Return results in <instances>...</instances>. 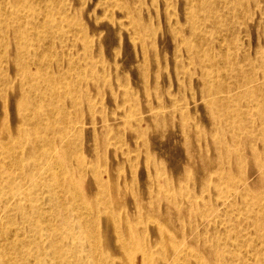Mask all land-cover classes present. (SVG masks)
<instances>
[{"label": "rangeland", "instance_id": "374dc122", "mask_svg": "<svg viewBox=\"0 0 264 264\" xmlns=\"http://www.w3.org/2000/svg\"><path fill=\"white\" fill-rule=\"evenodd\" d=\"M12 3L0 0V7H4L3 18L7 19L6 39L10 50L15 52L16 45L20 47L25 43L34 47L33 58L24 59L28 73L35 75L30 82L40 95L31 116L46 114L48 118H56L53 132L62 127L68 133L65 140L59 143L55 140L56 150L72 154V158L67 159L69 167L81 175L83 188L92 195L98 191L96 179L103 185L124 186L131 182L146 189L152 177L147 167L161 165L163 155L172 174L181 173L169 163L175 162V153L169 151L174 149L161 140H172L174 134H179L177 121L186 108L181 107L177 91L183 87L188 93H198L202 86L196 77L198 71H208L206 85L210 87L221 82L232 87L236 79L245 77L250 71L259 76L257 82H264V77H260L264 72V48H258L264 47V0H13ZM193 17L191 22L195 23L189 30V18ZM14 30L20 34L19 39ZM197 36H202L200 47L196 45ZM197 49L208 58L199 57L202 60L196 61ZM219 57L227 61L215 65ZM4 66L3 73L8 75L13 86L15 71L8 68L7 61ZM139 70L147 80L145 84L139 77ZM143 86L147 88L146 94ZM258 99V107L264 109V89ZM169 100L175 106L155 108L148 114H133L146 102L155 106ZM238 101L244 105L234 101L227 103L228 125L231 126L227 134L234 136L236 146L249 137L254 147L262 149L264 122L259 120L261 114L252 111L253 104L243 94ZM3 103L0 118L7 127L11 122H6L4 115L11 114L12 107L9 99ZM195 103L189 107L199 108L205 128L213 132L209 107L202 108L201 100ZM60 114H63V122L58 121ZM154 114L161 115L164 121L159 134L158 130L144 131V121L149 122ZM239 122L242 123L240 127ZM73 123L76 128L72 127ZM192 143L202 147L201 142ZM235 143L228 148L234 149ZM212 147L209 154L215 149L214 145ZM226 159L219 158L218 166L199 173L197 180H191L187 188L195 187L196 183L212 182L224 166L220 163H225ZM81 163L83 170L77 167ZM251 164L257 167L252 177L240 187L233 186L228 198L196 227L193 235L203 232L209 239V233L242 221L244 212L238 215L243 208L240 195L257 182L255 191L264 190V157L257 163L251 160ZM40 171L48 180L46 169ZM59 174L64 176L66 172ZM116 178V182H108ZM172 192L164 194L171 198ZM44 209L46 216L42 223L56 224L57 218H48L52 211L50 205H45ZM27 213L33 215L30 209ZM218 214H222L221 217H217ZM210 224L214 225L212 230L207 229ZM252 229L253 226L247 224V230ZM258 236L264 241V228ZM252 237L247 235L245 247L250 259L252 248L262 250L264 244Z\"/></svg>", "mask_w": 264, "mask_h": 264}, {"label": "bare ground", "instance_id": "6f19581e", "mask_svg": "<svg viewBox=\"0 0 264 264\" xmlns=\"http://www.w3.org/2000/svg\"><path fill=\"white\" fill-rule=\"evenodd\" d=\"M6 1L13 4V0ZM3 8L2 5L0 106L9 99L12 113L4 115L6 122H11L10 126L5 127L0 118V264H264V244L262 250L252 246V259L247 257L245 250L247 235L255 237L257 243H264L258 239L264 228V190L255 191L258 182L249 185L240 195L243 208L238 215L244 212L241 222L209 233V239L203 232L193 235L196 227L228 198L230 189L244 185L256 172L257 167L251 160L257 163L264 157V147H254L249 137L236 146L234 136L227 134L231 128L227 103L234 101L242 105L243 102L238 101L241 94L250 99L252 111L261 114L259 120L264 122V109L258 107L264 82H257L256 73H246L245 77L236 79L232 87H226L223 82L210 87L206 85L208 71H198L196 77L202 84L198 93H188L183 87L177 91L181 107L186 108L177 121L179 134H174L172 140H161L174 149L169 151L175 153V162H168L181 173L173 175L163 155L161 165L147 167L152 177L146 189L131 182L124 186L103 185L96 179L98 191L92 195L83 188L81 175L69 167L67 159L70 160L72 154L56 150L55 140L59 143L68 133L62 127L53 132L56 118H48L46 114L31 116L40 95L30 82L35 75L28 73L24 59L33 58L34 47L25 43L20 47L16 45L15 52L10 50ZM189 20L187 28L190 30L195 23L191 22L194 17ZM13 33L19 39L18 31ZM196 40L200 47L202 36H197ZM19 51L23 52L19 54ZM199 57L206 56L197 49L195 60L201 61ZM6 61L8 68L15 71L13 86L8 75L3 73ZM226 61L225 57H219L215 65ZM139 77L144 84L147 82L140 70ZM260 77H264V72ZM244 86L247 88L242 91H232ZM146 89L143 86L144 94ZM198 100L202 108L209 107L213 132L205 128L199 108L189 107L196 105ZM169 106H175L172 100L155 106L146 102L133 114H148L155 108ZM62 117L60 114L59 122H63ZM89 118L95 122L93 117ZM169 119L166 115L167 122ZM144 122V131L158 130L159 134L164 128L159 114ZM72 127L76 125L73 123ZM196 141L201 142L202 147L194 146L192 142ZM234 143V149H229ZM212 145L215 149L209 154ZM221 157L227 158L225 163H220L226 168L221 166L212 182L196 183L195 187L187 188L191 180H197L199 173L218 166ZM59 167L66 175L59 174L62 172L58 171ZM77 167L83 170L84 165L81 163ZM41 168L46 169L48 180L42 177ZM116 181L117 178L108 182ZM171 190V198L166 197L164 192ZM217 194L222 195L217 197ZM47 204L52 208L48 218L58 219L54 225L42 223ZM29 209L32 216L27 213ZM249 223L253 229L248 231ZM212 227L214 225L210 224L207 229L212 230Z\"/></svg>", "mask_w": 264, "mask_h": 264}]
</instances>
